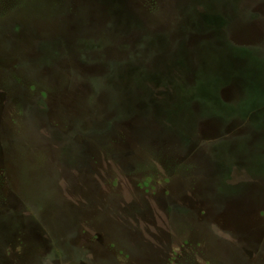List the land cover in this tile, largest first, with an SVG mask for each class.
<instances>
[{"label":"rangeland","instance_id":"rangeland-1","mask_svg":"<svg viewBox=\"0 0 264 264\" xmlns=\"http://www.w3.org/2000/svg\"><path fill=\"white\" fill-rule=\"evenodd\" d=\"M111 1L0 0V264H264V0ZM170 52L194 116L132 113Z\"/></svg>","mask_w":264,"mask_h":264},{"label":"trees","instance_id":"trees-1","mask_svg":"<svg viewBox=\"0 0 264 264\" xmlns=\"http://www.w3.org/2000/svg\"><path fill=\"white\" fill-rule=\"evenodd\" d=\"M106 1H110V0H106ZM118 1L119 0H115L109 3L113 4L114 6H117ZM110 12L112 15H114L113 11H110ZM113 20H114V33L118 34L120 37L126 36L133 32L141 33L147 39V41H150V40L159 41L156 43L163 44L165 46H167V44H172L175 42H177L178 44L180 42L182 52H185L183 43L187 42L186 40L180 39L176 41H171L168 38H164V37L145 36V34L142 31L138 32L136 28L134 29L128 26L127 24H124V21L121 22L119 19L118 20L113 19ZM194 26H195V23H194ZM167 55L168 56L164 58L163 65L161 66L160 69H156L154 67H146L145 69H141V68L132 66V67H129V71L126 72L127 74L130 75L129 79L121 80L119 76L122 74V72H119L114 75V80L122 81L123 83L126 81L133 80V84H137L139 87L143 89L141 93L136 92V91H132L130 93L132 95V100L134 103L139 100L146 102L142 99V97L150 98V101L146 102V107L144 109L142 108V110L139 111V112L143 111V115L150 116L151 118L157 120L158 116L157 118L152 116L156 114V112L153 111L152 109L153 103H151V100L159 99L160 106L161 108L163 107L164 112L159 113L158 119L164 120V117L166 115H169L171 119L176 122V118L178 119L180 116H183L184 118L186 117L189 118V117L194 116L192 112H189L188 114H179V111H183L184 113H186L187 111H190V109H186L184 107H178V108L175 107V105H178L177 102L175 101L177 94L178 93L181 94L182 92L192 90L194 83H191V82L195 80V78L193 77L195 72L198 73L200 69H203V74L207 75L209 71L207 70L208 69L207 62L205 63L206 59L204 60V62H200V61L195 62L194 60L188 61L186 55H178L177 53L175 54L172 52L168 53ZM183 56L186 57L187 62L182 65L177 62V59L178 57H183ZM180 67H182L183 70H180ZM187 69L188 71H186ZM204 70H205V73H204ZM192 78H194L193 81H192ZM189 98L190 97H184L186 102H188ZM191 100H197V101L201 100V101H206V102L208 101L207 99L201 96L193 97ZM191 100L189 102H191ZM188 104H186V106H190ZM121 105H122L121 108L119 109L117 108V110H120L123 115H126L127 113L130 112L126 110V108L124 107V103H122ZM137 105L138 103L134 104L135 110L132 113L137 112V109H136ZM205 106L208 109H210L209 105H205Z\"/></svg>","mask_w":264,"mask_h":264}]
</instances>
